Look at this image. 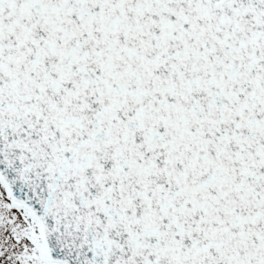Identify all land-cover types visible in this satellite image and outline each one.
<instances>
[{
  "label": "snow or ice",
  "instance_id": "1",
  "mask_svg": "<svg viewBox=\"0 0 264 264\" xmlns=\"http://www.w3.org/2000/svg\"><path fill=\"white\" fill-rule=\"evenodd\" d=\"M0 264H264V0H0Z\"/></svg>",
  "mask_w": 264,
  "mask_h": 264
}]
</instances>
